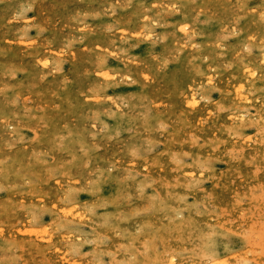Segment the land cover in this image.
Here are the masks:
<instances>
[{
	"label": "rangeland",
	"instance_id": "374dc122",
	"mask_svg": "<svg viewBox=\"0 0 264 264\" xmlns=\"http://www.w3.org/2000/svg\"><path fill=\"white\" fill-rule=\"evenodd\" d=\"M0 19V264H264V0Z\"/></svg>",
	"mask_w": 264,
	"mask_h": 264
},
{
	"label": "bare ground",
	"instance_id": "6f19581e",
	"mask_svg": "<svg viewBox=\"0 0 264 264\" xmlns=\"http://www.w3.org/2000/svg\"><path fill=\"white\" fill-rule=\"evenodd\" d=\"M52 4H53V3H52ZM53 5H54V4H53ZM53 5H52V6H53ZM54 6H55V5H54ZM49 9L51 10V7H50ZM54 10H55V9H54ZM48 11H49V10H48ZM46 12H47V11H46ZM55 15H56V14H55ZM1 16H2V14H1ZM3 17H4V16H3ZM54 17H55V16H54ZM7 18H8V17H7ZM184 18H185V17H184ZM184 18H183V19H184ZM3 19H4V18H3ZM50 19H52V18H50ZM0 20H1V19H0ZM184 20H185V19H184ZM2 21H3V20H2ZM185 22H186V21H185ZM185 22H184V23H185ZM176 25H178V24H176ZM253 25H255V24H253ZM179 26H181V25H179ZM255 26H256V25H255ZM176 27H177V26H176ZM3 28H4V27H3ZM177 28H178V27H177ZM249 28H251V27H249ZM0 29H1V28H0ZM179 29H180V28H179ZM247 29H248V28H247ZM251 29H252V28H251ZM3 31H4V30H3ZM176 31H177V30H176ZM176 31H175V32H176ZM180 31H182V30H180ZM253 31H254V30H253ZM10 32H11V29H10ZM8 34H10V33H8ZM10 35H12V34H10ZM10 35H9V36H10ZM183 35H184V34H183ZM175 36H176V35H175ZM246 36H247V35H246ZM251 36H252V35H251ZM177 39H178V38H177ZM5 42H6V40H5ZM174 42H175V41H174ZM101 43H102V42H101ZM176 46H177V45H176ZM18 54H19V53H18ZM210 58H211V57H210ZM246 58H247V57H246ZM260 58H262V57L260 56ZM248 59H249V58H248ZM236 60H237V59H236ZM250 61H252V60H250ZM18 62H19V61H18ZM258 62H259V61H258ZM134 63H135V62H134ZM239 64H240V63H239ZM251 64H254V62L251 63ZM251 64H250V65H251ZM24 65H28V64H24ZM254 65H255V64H254ZM178 66H180V65H178ZM178 66H177V67H178ZM234 66H235V65H234ZM177 67H176V68H177ZM249 67H251V66H249ZM27 68H28V67H27ZM176 68H175V69H176ZM237 68H238V67H237ZM240 68H241V66H240ZM249 69H250V68H249ZM179 70H180V69H179ZM234 70H235V69H234ZM240 70H241V69H240ZM241 71H242V70H241ZM190 72H191V71H190ZM190 72H189V73H190ZM192 72H193V71H192ZM180 73H181V72H180ZM246 73H247V72H246ZM193 74H194V73H193ZM250 74H251V73H250ZM175 75H176V74H175ZM184 75H186V74L184 73ZM195 75H197V74H195ZM237 75H239V74H237ZM237 75H236V76H237ZM236 76H235V78H236ZM175 77H176V76H175ZM246 77H247V76H246ZM177 78H178V77H177ZM177 78H176V79H177ZM183 78H184V77H183ZM168 79H171V78H168ZM181 79H182V78H181ZM181 79H180V80H181ZM252 79H253V78H252ZM254 80H255V79H254ZM36 81H37V80H36ZM251 81H252V80H251ZM255 81H256V80H255ZM44 82H45V81H44ZM245 82H246V81H245ZM40 83H41V82H40ZM164 83H165V82H164ZM168 83H170V82H168ZM168 83H167V84H168ZM181 83H183V82H181ZM42 84H43V83H42ZM171 84H172V83H171ZM247 84H248V83H247ZM252 84L254 85V82H253ZM238 85H239V84H238ZM249 85H250V84H249ZM180 86H181V85H180ZM256 86H257V85H256ZM176 87H177V86H176ZM193 87H194V86H193ZM239 87H240V86H239ZM167 89H168V88H167ZM171 89H172V88H171ZM195 89H196V87H195ZM192 90H193V88H192ZM175 92H176V91H175ZM181 97H182V96H181ZM195 98H196V96H195ZM183 101H184V100H183ZM183 101H182V102H183ZM174 102H175V101H174ZM183 103H185V101H184ZM196 104H197V103H196ZM110 119H111V118H110ZM117 119H118V118H117ZM111 121H112V119H111ZM111 124H112V123H111ZM127 124H128V123H127ZM220 130H221V129H220ZM65 169H66V168H65ZM126 227H127V226H126ZM1 264H4V263L1 262Z\"/></svg>",
	"mask_w": 264,
	"mask_h": 264
}]
</instances>
